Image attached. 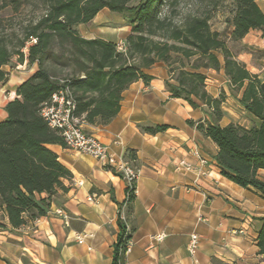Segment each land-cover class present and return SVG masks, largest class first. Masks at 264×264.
Segmentation results:
<instances>
[{"label": "trees", "instance_id": "1", "mask_svg": "<svg viewBox=\"0 0 264 264\" xmlns=\"http://www.w3.org/2000/svg\"><path fill=\"white\" fill-rule=\"evenodd\" d=\"M262 0H209L202 11L180 15L182 0H2L0 11L21 5L40 9L37 18L17 25L0 15V85L7 81L3 70L13 59L18 65L35 64L37 70L15 90L4 107L0 122V210L13 229L46 217L54 197L67 188L71 173L58 161L49 145L64 147L40 111L53 94L69 92L71 115L82 124L107 126L118 114L122 94L153 77L144 70L161 63L166 71L164 89L169 98L191 109L201 108L205 118L185 124L217 148L214 161L221 177L264 198V82L237 59L241 51L232 46L253 30L264 36ZM230 3L229 39H221L210 27L212 13ZM103 9L124 18L130 33L123 49L99 38L86 39L78 31ZM243 50H245L243 48ZM222 71L231 95L252 120V126L229 123L221 126L223 91L217 97L207 92L206 71ZM155 135L166 125L140 127ZM125 205L131 210L135 183L125 190ZM257 233V255L264 260V218ZM112 246L111 264H125L127 245L134 227H127L120 214Z\"/></svg>", "mask_w": 264, "mask_h": 264}, {"label": "crops", "instance_id": "2", "mask_svg": "<svg viewBox=\"0 0 264 264\" xmlns=\"http://www.w3.org/2000/svg\"><path fill=\"white\" fill-rule=\"evenodd\" d=\"M257 5L264 14V0ZM104 10L107 9L100 12ZM81 26L78 31L82 37L116 45L123 44L130 33L125 27L106 36L85 35ZM239 45L245 50L237 59L264 82L262 33L250 31ZM12 61L15 71L3 67L9 75L0 85V122L6 118V103L16 97V88L37 70L35 64L18 65L15 59ZM144 73L153 80L146 85L141 81L131 84L122 94L117 116L107 126H81L137 173L131 210L124 203L128 184L123 178L90 156L49 145L72 179L63 180L67 190L57 193L46 217L37 224L13 229L0 210V264H111L118 214L126 220L127 227H134L125 264H193L186 251L193 233L199 238V264H264L256 247L260 219L264 218V198L221 177L214 161L216 146L185 124L187 120L205 118L203 110L169 98L164 89L167 74L163 65L157 63ZM205 73L207 92L213 97L228 90L222 71ZM212 73L219 78V84H211ZM228 93L238 103L240 95ZM225 103L221 108L224 116ZM227 124L223 117L220 125ZM155 125H166L168 129L155 135L140 129ZM193 149L205 158L207 168H201L191 155ZM180 161L189 164L190 169L177 167ZM200 171H206L207 176H201ZM258 174L264 178L263 171ZM57 210H62L66 218L56 215ZM160 234L163 240L153 241L152 237Z\"/></svg>", "mask_w": 264, "mask_h": 264}, {"label": "built area", "instance_id": "3", "mask_svg": "<svg viewBox=\"0 0 264 264\" xmlns=\"http://www.w3.org/2000/svg\"><path fill=\"white\" fill-rule=\"evenodd\" d=\"M116 46L118 50L123 49L122 43ZM72 110L73 104L69 92L62 90L53 94L50 101L44 104L40 111V116L47 126L60 136L65 148L90 156L103 166L108 167L117 176L123 178L127 182L128 187H130L135 182L137 173L121 156L113 154L107 145L101 143L94 136L85 133L81 127L82 123L80 120L71 115ZM191 155L197 159L201 168H207V161L198 149L191 150ZM177 167H184L186 170L190 169V165L184 161H180ZM207 174L206 171H200L201 176H207ZM55 213L58 216L66 218L62 210H57ZM39 220H36L32 224H37ZM163 237V235H157L152 237V239L153 241L160 242L163 240ZM198 244V236L194 233L191 234L186 245V251L193 264H199L196 259Z\"/></svg>", "mask_w": 264, "mask_h": 264}, {"label": "rangeland", "instance_id": "4", "mask_svg": "<svg viewBox=\"0 0 264 264\" xmlns=\"http://www.w3.org/2000/svg\"><path fill=\"white\" fill-rule=\"evenodd\" d=\"M2 0H0L1 2ZM209 0H182V3L179 7L180 15L187 14L188 12L202 11L203 8H208ZM230 3L224 2L221 6L212 13V18L209 22L210 27L213 31L219 33L221 39L226 40L229 33L230 27L226 23L227 18H230ZM40 9L31 8L27 5H21L17 12H14L11 5H8L0 11L1 17L5 21H9L12 25H17L22 22H25L28 19L37 18L40 15ZM130 32V28L127 26L124 18L118 14L104 10L98 14L96 21L94 23L89 22L80 27L81 33L88 35L91 33H99L105 35L108 32H118L120 30H125ZM232 51H243V47L239 44L232 46ZM259 52H256L254 55H258ZM15 63L12 61L9 65L6 66V70L13 72L15 71ZM211 84H219V78L216 74H210ZM223 91V90H222ZM227 102L225 103L224 109L226 110V115L224 117V123H234L242 127L249 128L251 127L252 120L245 113L242 107H240L237 101L230 97L228 90L223 91ZM261 177V176H260ZM162 235V234H160Z\"/></svg>", "mask_w": 264, "mask_h": 264}]
</instances>
